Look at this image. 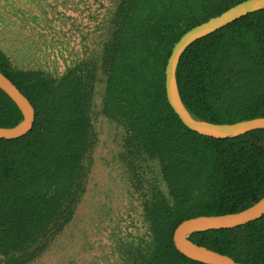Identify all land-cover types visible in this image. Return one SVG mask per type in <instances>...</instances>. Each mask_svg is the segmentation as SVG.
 I'll list each match as a JSON object with an SVG mask.
<instances>
[{"label":"trees","instance_id":"16d2710c","mask_svg":"<svg viewBox=\"0 0 264 264\" xmlns=\"http://www.w3.org/2000/svg\"><path fill=\"white\" fill-rule=\"evenodd\" d=\"M243 0H117L103 43L102 113L121 126V159L138 193L144 236L122 246L123 264H204L179 253L183 220L240 211L264 195V129L213 138L187 128L167 102L164 69L187 30ZM96 66L80 61L54 76L22 69L0 48V72L34 109L31 130L0 139V264H29L72 220L95 143ZM176 70L180 97L213 123L264 117V9L199 38ZM22 114L0 89V127ZM156 167L159 180L142 168ZM189 239L242 264H264V215Z\"/></svg>","mask_w":264,"mask_h":264},{"label":"rangeland","instance_id":"374dc122","mask_svg":"<svg viewBox=\"0 0 264 264\" xmlns=\"http://www.w3.org/2000/svg\"><path fill=\"white\" fill-rule=\"evenodd\" d=\"M116 1L0 0V46L19 66L59 76L90 60L97 69L91 108L95 143L84 193L71 222L29 264H123L122 246L144 236L139 195L121 159L124 130L102 113L100 56ZM142 171L159 180L156 167Z\"/></svg>","mask_w":264,"mask_h":264},{"label":"water","instance_id":"95a60500","mask_svg":"<svg viewBox=\"0 0 264 264\" xmlns=\"http://www.w3.org/2000/svg\"><path fill=\"white\" fill-rule=\"evenodd\" d=\"M264 9V0H243L185 31L172 47L164 69V89L168 104L189 129L213 138H232L256 129H264V117L245 119L232 123H213L194 115L184 104L177 86L176 70L183 52L193 42L234 20ZM0 89L16 104L22 119L12 127H0V139H15L26 135L34 122V109L19 89L0 72ZM264 215V195L252 205L221 215H200L181 221L173 230L175 249L187 258L204 264H242L228 255L198 245L189 239L195 232L227 229L244 225Z\"/></svg>","mask_w":264,"mask_h":264},{"label":"crops","instance_id":"0c3cea01","mask_svg":"<svg viewBox=\"0 0 264 264\" xmlns=\"http://www.w3.org/2000/svg\"><path fill=\"white\" fill-rule=\"evenodd\" d=\"M0 48L2 49V47L0 46ZM3 50V49H2ZM4 51V50H3ZM5 52V51H4ZM5 54L9 57V59L11 60L12 64L15 65V66H18L19 68H22V69H27V68H31V67H23V66H19V64H17V61H13L12 58L5 52Z\"/></svg>","mask_w":264,"mask_h":264}]
</instances>
